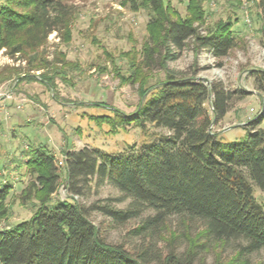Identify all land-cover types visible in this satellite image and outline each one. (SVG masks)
I'll use <instances>...</instances> for the list:
<instances>
[{
	"label": "trees",
	"instance_id": "obj_1",
	"mask_svg": "<svg viewBox=\"0 0 264 264\" xmlns=\"http://www.w3.org/2000/svg\"><path fill=\"white\" fill-rule=\"evenodd\" d=\"M196 1H187L185 17L165 0L122 1L133 10L146 8L151 17L141 62L132 64L128 78L138 82L141 100L133 114L117 116L114 126L151 123L167 133L114 154L87 145L65 150L58 166L54 154L32 149L27 166L33 178L21 201L35 199L34 210L27 220L0 229V264H208L203 255L208 243L228 241L236 243V256L224 261L217 254L210 264H249L246 255L264 248V206L253 196L254 186L264 191V129L259 126L264 113L244 122L243 139L225 140L212 128L245 92L227 89L221 81L205 83L194 71H175L166 64L189 40L194 52L208 49L216 57L236 44L228 20L200 32L194 22H202L203 14ZM72 15L63 0H5L0 50L10 56L34 52L49 34H68ZM155 66L163 79L145 87L144 68ZM249 73L255 88L264 92V70ZM64 182L66 196L52 200ZM104 183L130 198L128 205L116 207L122 198L115 197L81 201ZM10 188L0 183V222L9 211ZM145 209L153 213L127 232L126 237L138 239L131 247L108 242L90 219L98 212L123 225ZM172 216L186 228L197 223L201 229L194 236L174 230L166 236ZM200 236L204 241L199 243Z\"/></svg>",
	"mask_w": 264,
	"mask_h": 264
},
{
	"label": "rangeland",
	"instance_id": "obj_2",
	"mask_svg": "<svg viewBox=\"0 0 264 264\" xmlns=\"http://www.w3.org/2000/svg\"><path fill=\"white\" fill-rule=\"evenodd\" d=\"M63 1L73 10L68 34L53 32L42 46L25 55L10 56L4 49L0 50V183L11 187L6 199L9 211L1 220L0 229L10 228L32 215L35 199L21 201L22 190L33 178L27 166L32 149L54 154V163L58 166L65 150L87 145L114 154L132 144L138 147L149 142L159 133H167L151 123L145 128L114 126L120 115L133 114L141 100L138 82L128 78L132 64L141 62L148 41L149 11L144 7L133 10L123 5V0ZM165 1L180 17L188 13V0ZM4 2L0 0V5ZM196 2L203 14L202 22H194L200 25V32L228 20L232 23L236 44L226 55L216 57L208 49L194 52L189 40L184 50L166 64L175 71H194L208 83L221 81L227 89L245 92L241 100L234 99L225 117L212 128L225 140L239 141L245 135L244 122L264 113V92L255 88L249 73L254 68L264 70V0ZM144 71L145 87H153L163 79L164 73L158 66ZM41 75L48 77L50 84ZM259 126L264 129V117ZM61 174L63 181V170ZM94 190L81 201L122 198L115 202L119 208L130 202V198H124L109 183ZM65 196V189L60 186L52 200ZM253 196L264 206L263 190L254 186ZM52 204L50 201L46 205ZM152 213L151 209H145L123 225L98 212L91 213L90 219L108 242H124L131 247L138 239L126 237L128 230ZM198 229L197 223L186 228L172 216L165 235L175 231L194 236ZM198 241H204L203 237ZM235 245L234 241L209 242L203 254L206 262L212 263L217 254L224 261H230L236 256ZM246 259L249 264H264V248L246 255Z\"/></svg>",
	"mask_w": 264,
	"mask_h": 264
},
{
	"label": "water",
	"instance_id": "obj_3",
	"mask_svg": "<svg viewBox=\"0 0 264 264\" xmlns=\"http://www.w3.org/2000/svg\"><path fill=\"white\" fill-rule=\"evenodd\" d=\"M199 79H201V80L204 81L205 83H208V81H207L205 78H201V77H200ZM62 186H63V189H66V183H65V182L63 183Z\"/></svg>",
	"mask_w": 264,
	"mask_h": 264
},
{
	"label": "built area",
	"instance_id": "obj_4",
	"mask_svg": "<svg viewBox=\"0 0 264 264\" xmlns=\"http://www.w3.org/2000/svg\"><path fill=\"white\" fill-rule=\"evenodd\" d=\"M58 165H61L62 164V158L58 159Z\"/></svg>",
	"mask_w": 264,
	"mask_h": 264
}]
</instances>
